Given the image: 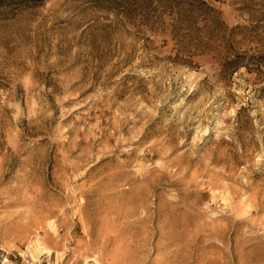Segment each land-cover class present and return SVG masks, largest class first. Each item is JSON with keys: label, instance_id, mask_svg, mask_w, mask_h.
I'll use <instances>...</instances> for the list:
<instances>
[{"label": "rangeland", "instance_id": "rangeland-1", "mask_svg": "<svg viewBox=\"0 0 264 264\" xmlns=\"http://www.w3.org/2000/svg\"><path fill=\"white\" fill-rule=\"evenodd\" d=\"M264 264V0H0V264Z\"/></svg>", "mask_w": 264, "mask_h": 264}, {"label": "bare ground", "instance_id": "bare-ground-1", "mask_svg": "<svg viewBox=\"0 0 264 264\" xmlns=\"http://www.w3.org/2000/svg\"><path fill=\"white\" fill-rule=\"evenodd\" d=\"M27 251L33 261L37 260L40 253H49V251L38 240L34 241L33 244L27 248Z\"/></svg>", "mask_w": 264, "mask_h": 264}, {"label": "built area", "instance_id": "built-area-1", "mask_svg": "<svg viewBox=\"0 0 264 264\" xmlns=\"http://www.w3.org/2000/svg\"><path fill=\"white\" fill-rule=\"evenodd\" d=\"M29 264H38V261H30Z\"/></svg>", "mask_w": 264, "mask_h": 264}]
</instances>
